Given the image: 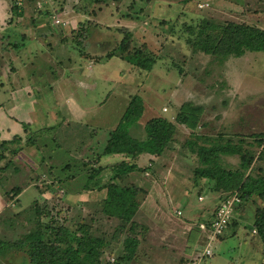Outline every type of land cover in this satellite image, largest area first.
Instances as JSON below:
<instances>
[{"label": "rangeland", "instance_id": "rangeland-1", "mask_svg": "<svg viewBox=\"0 0 264 264\" xmlns=\"http://www.w3.org/2000/svg\"><path fill=\"white\" fill-rule=\"evenodd\" d=\"M10 6L11 0H0V143L16 135L21 142L13 146L19 148L16 155L8 153L0 162V239L11 241L24 232L25 211L35 202L58 212L68 227L92 217L94 235L112 236L114 221L97 217L99 207L88 209L87 194L78 195L85 174H77L83 163L102 154L104 139L137 96L143 111L131 130L135 138L144 137L143 126L153 117L171 121L183 103L204 125L192 133L176 126L167 151L137 159L138 168L147 171L130 181L146 190L136 220L146 226L153 219L157 225L139 237V259L131 264H187L205 246L212 255L201 264H264V245L251 232L253 202L234 209L236 219L222 239L200 230L198 238L194 233L187 237L180 226L210 215L219 199L212 182L194 175L198 163L188 143H197L196 135L223 137L232 144L243 140V148L258 159L252 175L261 167L264 172V53L219 61L189 47L183 26L211 17L264 30V0H50L48 16L32 2L17 15ZM52 14L65 25L54 26ZM126 34L130 48L144 46L155 58L149 71L118 57L105 59ZM95 42L106 43L97 48ZM18 43L23 45L13 49ZM96 55H103L100 66L94 63L101 58ZM255 136L261 145L251 144ZM117 158L101 156L98 165ZM238 162L237 156L221 157L225 168H236ZM74 174L75 180H65ZM18 187L22 191L14 193ZM116 246L114 254L105 250L104 260L121 253L122 244ZM2 263L28 264L22 253Z\"/></svg>", "mask_w": 264, "mask_h": 264}, {"label": "trees", "instance_id": "trees-1", "mask_svg": "<svg viewBox=\"0 0 264 264\" xmlns=\"http://www.w3.org/2000/svg\"><path fill=\"white\" fill-rule=\"evenodd\" d=\"M20 8L11 2L13 12L18 14ZM38 13L48 16L49 10H39ZM183 27L182 31L186 35L189 47L219 61L227 57L237 58L247 52L264 53V30L255 26L231 21H214L211 17H204L199 19V22L184 24ZM78 32L77 36L83 31ZM128 36L126 34L125 38L105 55V59L118 57L132 66L149 71L156 63L155 58L144 46L130 48V42L126 39ZM20 45V43L14 44L13 49H17ZM187 105L185 103L180 105L171 121L161 117L149 119L143 126L144 137L138 139L132 135L131 130L141 118L143 105L139 97H132L117 125L104 139L102 154L91 159L97 165L101 156L104 155L119 156L121 160L98 166H93L89 161L88 168L85 163L80 167L77 175L85 174V177L81 179L83 185L81 184L78 188V195L87 194L88 209L91 206L99 207L97 217L105 222L114 221L116 226L112 236L107 239L94 235L92 217H88V221L80 222L74 228L68 227L66 222L58 219V212H52V209H41L35 202L31 209L25 211L27 221L24 232L11 241L0 239V264L14 253H22L28 264H131L137 262L139 237L144 239L148 229L136 220L146 190L130 181L135 175L147 171L145 167L138 168L136 161L143 153L161 156L165 150L167 151L171 147L170 144L174 142L176 126H182L192 133L197 125L198 127L204 125L195 115L196 110H187ZM75 124L79 128L83 126L79 123ZM25 126L29 125H23ZM72 133L75 135L73 130ZM258 138L259 136H255L251 144L261 145L263 140ZM194 139L197 143H188L189 151L198 163L194 175L199 179L212 182L211 191L223 195L220 201L235 194L240 199L239 206L252 202L257 204L253 212L252 230L264 245V172L261 167L255 172L256 175H252L254 160H258L254 158L253 150L243 148V140L232 144L230 140L223 137L210 138L196 135ZM20 142L19 135L10 140H2L0 162L5 160L8 153L12 156L16 155L19 148L14 149L13 146ZM199 142L202 144H198ZM223 156H237L239 158L237 167H223L221 164ZM65 167L68 168V166ZM77 175H68L65 180L73 181ZM58 180L60 181L59 178ZM14 191L19 194L22 189L18 187ZM16 217L13 215L11 218L13 227ZM211 218H199L196 224H208ZM233 220L234 218L231 217L227 226H233ZM237 222L234 221L235 226ZM218 238L222 239V235ZM117 244H122L121 253L116 254L114 259L104 260L105 250H111L110 253L114 254Z\"/></svg>", "mask_w": 264, "mask_h": 264}, {"label": "built area", "instance_id": "built-area-1", "mask_svg": "<svg viewBox=\"0 0 264 264\" xmlns=\"http://www.w3.org/2000/svg\"><path fill=\"white\" fill-rule=\"evenodd\" d=\"M11 2L17 7H21L27 2H32L38 10H46L50 0H11ZM50 18L54 26L62 27L65 25L57 16H54V14H52ZM198 199L201 200V197ZM240 203V199L235 195L224 198L219 202L218 207L213 211L212 218L209 223H198L195 227L200 231L209 232L211 238L220 236L227 227V224L233 215L234 209L238 207ZM176 214L179 215L180 211H176ZM198 252L199 255L190 260L187 264H201L203 258L210 257L212 255V251L208 246H205Z\"/></svg>", "mask_w": 264, "mask_h": 264}, {"label": "crops", "instance_id": "crops-1", "mask_svg": "<svg viewBox=\"0 0 264 264\" xmlns=\"http://www.w3.org/2000/svg\"><path fill=\"white\" fill-rule=\"evenodd\" d=\"M11 7V6H10ZM11 12H13L12 11V9H11ZM14 14H16L17 15V13H15V12H13ZM20 13V12H19ZM18 13V14H19ZM9 17V16H8ZM7 17V18H8ZM6 18V19H7ZM6 19H5V21H6ZM4 21V20H3ZM7 22V21H6ZM82 43H84V42H82ZM96 43V46H97V48H99V45L100 44H102V43H106V42H95ZM20 44H22L23 45V43H20ZM10 45V44H9ZM22 45H20V46H22ZM97 57H103V55H96ZM105 56V55H104ZM92 57H94V56H92ZM100 58V60H97L96 62H94V63H96L95 65H98V66H100V64L102 63L101 61H103V58ZM95 59H97L96 57H95ZM118 158V160L117 161H119V160H121V157H119V156H117ZM115 160V161H116ZM115 161H112L111 163H113V162H115ZM116 161V162H117ZM108 164V163H107ZM104 165V164H103ZM206 181V180H205ZM206 183L208 184V182L206 181ZM215 194V193H214ZM218 197H219V199H218V201H217V203L215 204V206L212 208V213H213V211L217 208V206L219 205V202H220V200H221V198L223 197V195H218V194H216ZM236 209V208H235ZM140 211L142 212V209H141V207H140ZM176 211H179V210H175V214H176ZM212 213H210V215H205L204 217H209V218H211V216H212ZM235 214V212L233 213V215ZM177 215V214H176ZM235 216H237V213L234 215V217ZM234 219H236V218H234ZM238 221L240 222L241 220H239L238 219ZM162 222L163 223H165L166 222V220L164 219V218H162ZM193 224H195V223H189L188 221H183L182 222V224L180 225L181 226V228H182V230H184V233L186 232V234H188V236L187 237H191L192 236V233H194L195 234V236L198 238V235H199V230L195 227L194 228V226H193ZM155 225H157V224H155L154 223V220L153 219H151V220H149V222H148V224H146V226H147V229H148V232H147V234L149 235V234H151V229H153V228H155ZM187 226L189 227V228H187ZM193 226V227H192ZM157 229H159V227L157 228ZM158 231H162V230H158ZM251 232H253V230L251 231ZM187 241V240H186ZM197 241V240H196ZM187 243H190V241H187Z\"/></svg>", "mask_w": 264, "mask_h": 264}]
</instances>
